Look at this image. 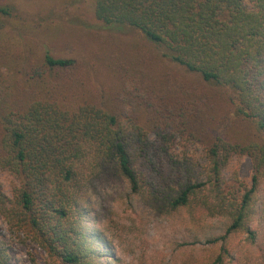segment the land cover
Listing matches in <instances>:
<instances>
[{"label":"trees","instance_id":"16d2710c","mask_svg":"<svg viewBox=\"0 0 264 264\" xmlns=\"http://www.w3.org/2000/svg\"><path fill=\"white\" fill-rule=\"evenodd\" d=\"M90 5L92 46L66 44L58 31L59 49L34 53L0 4L8 230L45 264H264V0ZM241 157L249 184L237 171L224 176ZM114 184L187 230L170 240V257L142 250L138 212L111 219L101 196ZM213 219L219 228L202 232ZM0 264H9L1 245Z\"/></svg>","mask_w":264,"mask_h":264},{"label":"rangeland","instance_id":"374dc122","mask_svg":"<svg viewBox=\"0 0 264 264\" xmlns=\"http://www.w3.org/2000/svg\"><path fill=\"white\" fill-rule=\"evenodd\" d=\"M0 4L9 6L14 16V31L25 34L26 38H23L22 44L28 45L31 50L34 48V53L54 47L59 49L58 43L54 46L51 39L52 32L58 31L62 33L66 44L80 48H84L85 45L92 46L93 32L90 31L99 29L94 25L90 0H0ZM29 36H33L36 40ZM122 36L131 39L134 34L130 31L122 32ZM15 48L18 46L15 45ZM234 171L238 172L242 182L250 183L252 164L249 158H235L231 162L224 172L227 181H231ZM0 183L4 193L10 196L12 178L0 174ZM101 199L103 206L114 210L115 213L111 217L113 221L128 217L132 210L142 216V250H146L148 256L161 253L165 257H170L172 254L170 240L180 239L183 232H187L177 221H167L144 209H138L139 205L128 194L124 184H114L105 188ZM219 226V221L213 219L208 221L202 232L217 230ZM200 238L202 239V234ZM0 245L6 250L9 264H45L44 252L24 236L10 232L1 218ZM101 250L103 251L104 248L101 247ZM104 253L106 256L104 262L107 263L110 253L106 251ZM122 264H139V262L126 256Z\"/></svg>","mask_w":264,"mask_h":264}]
</instances>
